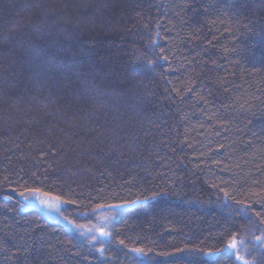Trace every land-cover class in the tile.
Segmentation results:
<instances>
[{
	"label": "trees",
	"instance_id": "obj_1",
	"mask_svg": "<svg viewBox=\"0 0 264 264\" xmlns=\"http://www.w3.org/2000/svg\"><path fill=\"white\" fill-rule=\"evenodd\" d=\"M261 220L264 0H0V264H264Z\"/></svg>",
	"mask_w": 264,
	"mask_h": 264
},
{
	"label": "snow or ice",
	"instance_id": "obj_2",
	"mask_svg": "<svg viewBox=\"0 0 264 264\" xmlns=\"http://www.w3.org/2000/svg\"><path fill=\"white\" fill-rule=\"evenodd\" d=\"M152 67H155V65H152ZM224 194L225 196H228L227 191H225ZM166 195H168L167 189H163L161 191H153L151 195L141 194L137 196L135 199L126 200L125 202L120 203V204L109 205L107 206V210L109 212H116L118 209L131 208L134 205L145 203L149 200H155L158 197L166 196ZM20 196L23 199L22 206L24 207L31 206L33 203H38L39 205L43 206L46 209V211H48L49 213L53 210L56 211L57 213H60L61 218L66 223H68L73 228H75L79 235H81L82 237H85L89 245L97 241V235L93 233H98L99 236H102V237H109L111 235V232L106 230V228H107V224L110 223L115 218L113 216H97V220H102L103 223L95 225V226H86L83 224L75 223L73 220L69 219V216L64 215L61 210L62 205L64 204H73V205L77 204V201L75 200L64 199L61 195H56L51 192H42L40 189H36V188L28 189L27 195L24 192H21ZM8 199H11V197H8ZM95 211H100V208L97 207ZM80 214L84 215V213H80ZM261 223H264V220H261ZM255 239L258 241H261L262 244H264V235L255 237ZM69 243H71V241H69ZM119 243L123 245L125 248L127 247V245L125 244L123 240H120ZM237 248H238L237 239L235 236H233L232 239L228 242V244L223 249H218L216 253L209 252L206 254L216 255L219 252H232L233 254H236ZM0 250H4L2 243H0ZM96 250L100 253L102 257L105 256L106 249L103 246V244H101V246L97 248ZM131 251L139 256H147L148 252H150L151 249H149L148 251H145V249L143 248H133L131 249ZM106 258H110V257H106ZM242 258L243 257H241L240 255L236 256L237 260H240ZM245 264H247V262H245Z\"/></svg>",
	"mask_w": 264,
	"mask_h": 264
},
{
	"label": "rangeland",
	"instance_id": "obj_3",
	"mask_svg": "<svg viewBox=\"0 0 264 264\" xmlns=\"http://www.w3.org/2000/svg\"><path fill=\"white\" fill-rule=\"evenodd\" d=\"M27 207L38 209L39 211L45 213L46 216H47L48 218H50L51 220H53V221L56 220L57 222H59V221H61V222H65V221L61 218L60 213H57V212L54 211V210L51 211V212L49 213L48 211H46V209H45L43 206L39 205L38 203H33L31 206H27ZM124 209H128V208L118 209L117 211L124 210ZM117 211H116V212H117ZM65 223H66V222H65ZM93 234H96L97 236H99L98 233H93Z\"/></svg>",
	"mask_w": 264,
	"mask_h": 264
}]
</instances>
